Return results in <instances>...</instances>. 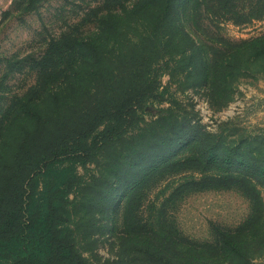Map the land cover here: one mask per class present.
<instances>
[{"label":"rangeland","instance_id":"1","mask_svg":"<svg viewBox=\"0 0 264 264\" xmlns=\"http://www.w3.org/2000/svg\"><path fill=\"white\" fill-rule=\"evenodd\" d=\"M104 3L0 0V115L36 82L49 43L70 29H92V10L105 11ZM237 3L239 15L223 14L211 1L189 14V6L174 8L171 16L201 45L198 59L171 55L156 79L157 97L135 120L109 142L99 136L102 123L83 140L88 151L54 156L33 176L34 212L60 217L89 262L138 264L130 256L145 248L179 259L191 252L221 257L219 231H229L239 251L225 264H264V62H250L222 87L232 99L221 107L210 104L215 90L199 85L201 70L193 68L201 56L264 33L262 3ZM246 13L248 21L240 18ZM217 141L233 146L230 167L211 152ZM134 165L141 181L133 180Z\"/></svg>","mask_w":264,"mask_h":264},{"label":"trees","instance_id":"2","mask_svg":"<svg viewBox=\"0 0 264 264\" xmlns=\"http://www.w3.org/2000/svg\"><path fill=\"white\" fill-rule=\"evenodd\" d=\"M210 1L223 14H242L237 10L238 0H105V11H100L102 6L92 10V29H70L49 43L39 60L36 82L12 98L0 115V264L3 260L15 264H95L82 255L75 243L76 234L60 225V217L52 210L34 212L29 184L48 159L76 147L88 151L83 140L102 123L99 136L109 142L117 130L135 120L157 97L156 79L171 55L181 53L185 60L198 59L193 54L201 45H196L171 12L174 8L185 11L187 6L188 14L197 12L199 5L209 7ZM25 2L31 6L37 0ZM244 2L251 9L261 2L264 12V0ZM251 15L240 18L248 21ZM200 61L193 66L201 70L198 84L215 90L207 97L211 105L224 106L232 96L225 95L223 88L231 87L250 62H264V33L225 45L201 56ZM187 71L190 75L193 69ZM218 142L211 144V152H217L220 161L230 167L233 146ZM130 169L133 180L141 181L139 167ZM259 171L263 177L264 168ZM80 220L84 221L85 215ZM219 237L224 247L221 257H198L191 252L179 259L145 248L130 258L138 264H225L239 247L229 231H219ZM187 242L188 248L197 247Z\"/></svg>","mask_w":264,"mask_h":264}]
</instances>
